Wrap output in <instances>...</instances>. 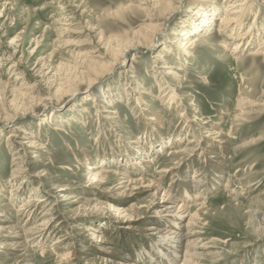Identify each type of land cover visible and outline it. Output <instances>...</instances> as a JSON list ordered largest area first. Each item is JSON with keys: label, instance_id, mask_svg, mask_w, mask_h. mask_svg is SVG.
<instances>
[{"label": "rangeland", "instance_id": "1", "mask_svg": "<svg viewBox=\"0 0 264 264\" xmlns=\"http://www.w3.org/2000/svg\"><path fill=\"white\" fill-rule=\"evenodd\" d=\"M235 1L0 0V264H264V0L229 36Z\"/></svg>", "mask_w": 264, "mask_h": 264}, {"label": "bare ground", "instance_id": "2", "mask_svg": "<svg viewBox=\"0 0 264 264\" xmlns=\"http://www.w3.org/2000/svg\"><path fill=\"white\" fill-rule=\"evenodd\" d=\"M237 2L238 1L236 0L234 2V4L231 6V9L229 10V7H228L226 9L225 14L220 17V31H222V30L223 31H226L227 34L229 33V36H231L234 31H236L238 29H241V27L244 25V20L250 15L251 11L255 7H257L255 0L245 1V3H238V4H237ZM210 6H211V3H210V5H208V7H210ZM215 6L216 5H214L213 7H211L209 10H206V11L204 10L205 11V14H204L205 16H203L201 18L202 21H200L199 25L194 28V31H199L200 30L199 29V26L202 27V28H209L210 26H213V24L210 25V23H211V17L219 14L218 9ZM233 9H238V11H235L232 14H230ZM256 27H258V23H257V19L255 18V20H253V22H252V26H250V28H248L247 32L245 34H239L238 35L239 40L237 41V44H236V48L235 49H240L241 48L240 47L241 41L244 39V37H248V38L251 37V38H253L255 36L254 34H255V31H256ZM173 44H175L176 46H179L178 45L179 43L177 41L176 42L174 41ZM186 45L188 46L187 50L188 49H192L193 46L195 45V42L193 40H191ZM249 56H252V57L262 56V57H264V43H263L262 46H260L259 49L252 51V54H249ZM159 118L160 117H157V116L154 115L153 118L150 121L151 122H155L156 124L162 125L163 124L162 119H159ZM176 153L177 152H172L171 155H174ZM140 165L141 164H139L138 166H140ZM105 174H106V171H103V173L96 174L94 176V180H96V179H98V180L104 179V175ZM128 182H131V180L128 181ZM150 186L155 190V193L154 194L156 196H158V197L161 196V203H158L156 205L163 204L162 209H161L162 211H159L158 210V213L157 214L164 213L166 216H174V217H177L178 216V218H181L180 213H184V212L189 211L188 206L184 202L181 203L180 206H178L179 200L177 198H175L174 196L170 195L171 193L169 191L168 192H166V191L163 192V189L159 185H155L154 183H152V185H150ZM195 187H197V186H195ZM199 197H200V194H199ZM29 201H30V199H29ZM32 201L35 202V199H33ZM198 209H200V208H198ZM198 209H196V210H198ZM174 220H176V218H174L173 221ZM0 230H1V228H0ZM160 231H162V232H168V230L165 229V227H164V229H161ZM171 233H172V235L173 234H176V231H173ZM97 237L98 236H96V238ZM175 238H177V240H175V239L172 240L171 249L174 250L173 251V254L175 255V258L173 260L175 262H177V260L181 257L179 255V253H177V252H179L180 249L183 250L182 249L183 246L180 245V244L179 245L178 244H175V243H180L179 241H181L182 235L177 234L175 236ZM167 239H169V238H167ZM62 241L63 240H60L59 242H62ZM193 256L194 255H193L192 251H190L189 249H186L185 248L184 249V256L182 257L183 260H182L181 264H196L195 263L196 261L193 259ZM60 257L62 258V261H68L71 258H73L72 255L69 254V253H66V254H64V255H62ZM169 258H170V256H169Z\"/></svg>", "mask_w": 264, "mask_h": 264}]
</instances>
